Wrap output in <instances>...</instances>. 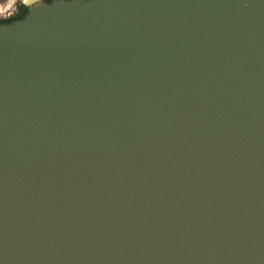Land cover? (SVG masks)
<instances>
[{"label":"water","instance_id":"obj_1","mask_svg":"<svg viewBox=\"0 0 264 264\" xmlns=\"http://www.w3.org/2000/svg\"><path fill=\"white\" fill-rule=\"evenodd\" d=\"M0 264H264V0L0 22Z\"/></svg>","mask_w":264,"mask_h":264},{"label":"clouds","instance_id":"obj_2","mask_svg":"<svg viewBox=\"0 0 264 264\" xmlns=\"http://www.w3.org/2000/svg\"><path fill=\"white\" fill-rule=\"evenodd\" d=\"M21 2L25 7H28V6L40 4L41 0H21ZM0 7H3V6H0ZM4 19H7V16L5 15V13H0V21H3Z\"/></svg>","mask_w":264,"mask_h":264},{"label":"flooded vegetation","instance_id":"obj_3","mask_svg":"<svg viewBox=\"0 0 264 264\" xmlns=\"http://www.w3.org/2000/svg\"><path fill=\"white\" fill-rule=\"evenodd\" d=\"M25 10L26 7L22 4V2H17L14 6V11L11 13V16H8L7 18L14 17L20 13H23Z\"/></svg>","mask_w":264,"mask_h":264},{"label":"rangeland","instance_id":"obj_4","mask_svg":"<svg viewBox=\"0 0 264 264\" xmlns=\"http://www.w3.org/2000/svg\"><path fill=\"white\" fill-rule=\"evenodd\" d=\"M21 0H15V2L13 3L12 7L10 9H8L7 12H5V15L8 17V16H11V13L14 11V6L17 2H20ZM9 3V0H0V6H3V7H7Z\"/></svg>","mask_w":264,"mask_h":264},{"label":"snow or ice","instance_id":"obj_5","mask_svg":"<svg viewBox=\"0 0 264 264\" xmlns=\"http://www.w3.org/2000/svg\"><path fill=\"white\" fill-rule=\"evenodd\" d=\"M14 0H9L7 7H0V13H5L12 7Z\"/></svg>","mask_w":264,"mask_h":264},{"label":"trees","instance_id":"obj_6","mask_svg":"<svg viewBox=\"0 0 264 264\" xmlns=\"http://www.w3.org/2000/svg\"><path fill=\"white\" fill-rule=\"evenodd\" d=\"M25 11H23V13H20L14 17H10V18H7V19H4L3 21H10L12 19H16V18H20L23 14H24ZM3 21H0V22H3Z\"/></svg>","mask_w":264,"mask_h":264}]
</instances>
